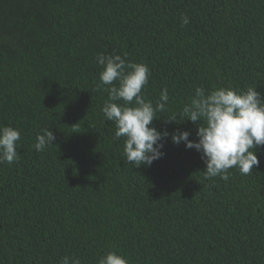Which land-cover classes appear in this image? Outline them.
Instances as JSON below:
<instances>
[{
    "label": "trees",
    "instance_id": "obj_1",
    "mask_svg": "<svg viewBox=\"0 0 264 264\" xmlns=\"http://www.w3.org/2000/svg\"><path fill=\"white\" fill-rule=\"evenodd\" d=\"M98 53L146 64L145 99L169 95L151 127L195 142L182 109L196 87L264 97V0H0V126L21 136L19 160L0 164V264H97L109 251L128 264H264V146L227 181L170 139L151 166L124 162ZM42 129L56 140L36 152Z\"/></svg>",
    "mask_w": 264,
    "mask_h": 264
},
{
    "label": "clouds",
    "instance_id": "obj_2",
    "mask_svg": "<svg viewBox=\"0 0 264 264\" xmlns=\"http://www.w3.org/2000/svg\"><path fill=\"white\" fill-rule=\"evenodd\" d=\"M181 26L189 23L181 16ZM95 62L102 69L97 89L107 93L101 109L104 121L115 126L114 138L123 137L124 162L149 167L163 156V141L183 143L186 150H195L205 165L206 179L219 177L227 181L229 169H237L241 175L251 173L259 165L256 149L264 146V97L256 88L244 91L216 88L206 91L196 87L189 103L182 109L185 120L196 125L194 142L190 133L182 131L169 137L167 131L151 127L156 114L164 112L169 102L168 89H162L153 104L146 100L143 90L148 84L150 70L146 64L132 62L128 54L98 53ZM172 122V120H168ZM75 126V125H74ZM20 131L11 126H0V164H13L19 160L17 142ZM56 136L50 129L37 134L33 148L42 152L53 146ZM59 264H82L79 257L64 256ZM97 264H128V260L115 251L101 256Z\"/></svg>",
    "mask_w": 264,
    "mask_h": 264
}]
</instances>
